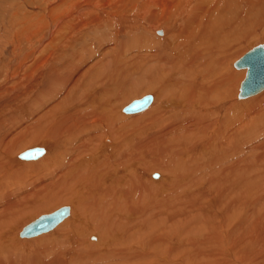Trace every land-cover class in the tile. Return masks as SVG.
Segmentation results:
<instances>
[{
	"label": "bare ground",
	"instance_id": "obj_1",
	"mask_svg": "<svg viewBox=\"0 0 264 264\" xmlns=\"http://www.w3.org/2000/svg\"><path fill=\"white\" fill-rule=\"evenodd\" d=\"M43 7L5 14L7 33L20 26L0 45V181L8 168L17 191L0 184V264H264V89L241 96L242 60L264 49V0ZM148 92L147 108L124 112ZM48 137L56 143L22 152ZM33 150L47 155L37 174L26 165L39 158H20ZM150 165L166 173L158 189ZM63 198L67 218L21 236V220ZM45 233L56 239L32 252Z\"/></svg>",
	"mask_w": 264,
	"mask_h": 264
},
{
	"label": "rangeland",
	"instance_id": "obj_2",
	"mask_svg": "<svg viewBox=\"0 0 264 264\" xmlns=\"http://www.w3.org/2000/svg\"><path fill=\"white\" fill-rule=\"evenodd\" d=\"M26 1V2H25ZM30 1V2H29ZM29 1H27V0H0V35H3V37H1L0 39V45L1 44H6V43H8V40L6 39V37L5 36H7V35H9V32L11 31L12 32V35H13V33L14 34H17L18 32V30L19 29H16V27H18V26H20V25H18V23L19 22H17V25H16V23L15 22H12V23H14L13 25L14 26H12V27H14L15 29H14V31L13 30H11L10 29V31L7 33V31H8V26L10 25V23L8 22V20L6 19L7 18V16H5V14H6V10H7V13L10 15V18H12V15H13V13H18L19 12V15H20V13H21V15L20 16H25V15H31V13H33L32 12V10L29 8V6L30 7H39V8H42L43 6L45 7V0H29ZM44 4V5H43ZM29 5V6H28ZM43 7V8H44ZM29 8V9H28ZM35 13V12H34ZM36 14V13H35ZM38 15H40V14H38ZM11 21V20H10ZM11 27V26H10ZM11 32H10V35H11ZM5 34V35H4ZM7 38H10L9 36L7 37ZM5 39H6V41L7 42H5ZM5 42V43H4ZM51 43H53V41L51 42ZM247 45H249V46H251L252 48H250L249 49V51L250 50H252L253 48H256V47H258V44L257 43H255V42H251V43H248V44H242L241 46H242V49H243V52H241L238 56V58L234 61V64H235V62L236 61H238V60H240L243 56H245L249 51H247ZM262 45H264V44H260V46H262ZM81 45H76V48H79ZM23 52V51H22ZM21 53V52H20ZM164 54H166V52L164 53ZM234 64H233V66H234ZM233 69H234V67H233ZM234 70H236V69H234ZM243 71H246V70H241V71H238L237 70V72H243ZM245 76L246 75H244L243 76V78H242V80L240 81V83H239V89H240V85H241V83L245 80ZM42 84V83H41ZM40 89H41V87L38 89V91H40ZM239 89H238V94H239ZM264 92H262L261 94H263ZM151 93H145V94H142V95H140V96H138V97H136V98H133L132 100H130L129 101V103L127 104V105H129L130 103H132L133 101H135V100H138V99H141V98H143L144 96H147V95H150ZM238 94H237V96H238ZM260 93L258 94V95H256V96H253V97H251V98H249V99H252V98H255V97H258L259 95H261ZM10 97H11V95H10ZM32 100H33V96L28 100V101H25L26 102V105L28 106V105H31V102H32ZM246 100V99H245ZM243 101V100H242ZM125 107H127L126 106V104L124 103V108ZM11 114V112L9 113V114H4V115H2V117H6V116H8V115H10ZM0 116H1V114H0ZM216 119H218V118H216ZM44 140H48L49 142H52L53 144H55L56 143V141H54V140H52V139H50L49 137L48 138H39L37 141H34V142H32V143H30V145H27V147L25 146V148H23L22 149V152L23 151H26V150H29V149H33V148H35L36 146L37 147H41V145L42 146H46V144H45V142H44ZM41 148H46V147H41ZM51 149H56V148H54V147H51L49 150H50V155L53 153L52 151H51ZM49 155V156H50ZM47 155H45L43 158H39V159H37V161H32V162H30V163H33V165L32 166H27L26 165V169H28L29 171H32V170H34L35 169V173L34 174H37V173H39L41 170H42V164H43V162L45 161L44 160V158L46 157ZM48 156V157H49ZM45 159H47V157L45 158ZM5 164L7 165V166H10V165H12L11 163H7L6 161H5ZM5 165V166H6ZM19 168H22V169H24V170H22L21 172H23V171H25V168L24 167H19ZM155 166H152V165H150L149 166V168H148V170H147V172H148V174H149V176H150V178H149V181L150 182H152V183H154L153 184V187L154 188H159L160 187V185H161V182H160V180H161V173H162V176L165 178V176H166V173L163 171V170H158V171H156L155 169ZM161 172V173H160ZM12 172L11 171H9V169L7 168L6 170H5V172H4V174L6 175V179H3L2 181H0V184H2V185H4L5 187H7V189L8 190H10V192L11 193H14V192H16L17 191V185H14V184H12L13 186H10L9 185V181H12L13 179L11 178V174ZM155 176H157L156 178H155ZM158 176H159V178H158ZM251 177H253L252 176V174L250 175ZM207 188V187H206ZM156 189V190H157ZM152 193H153V190L151 191ZM6 194V193H5ZM147 195V194H146ZM173 195V193L172 192H164L163 193V197H165V196H172ZM70 200L71 199H68V198H63V199H61V200H59V199H56V200H54V201H51V204H50V206H45V207H43V208H41V210L40 211H37V210H35V211H33V212H31L30 213V215H29V217L27 216V218H25V219H23V220H21L22 221V224L20 225V227L22 228V230L26 227V226H28L29 224H31L33 221H35L36 219H38V218H40L41 216H44V215H48V214H51V213H53V212H55L56 210H58V209H60V208H62V207H65V206H72V203L70 202ZM206 202L208 203L209 202V200H206ZM254 206L253 205H250V208H249V211H250V213L252 212V208H253ZM262 209H264V205H262ZM205 216H212V215H216V211L214 210V208H212V209H209V210H207L206 211V214H204ZM196 217H199V216H196ZM69 220V219H68ZM134 221H132V224H136V223H138L139 222V224H143V219L142 218H140V219H133ZM63 223H65V224H63ZM62 224H63V226L61 227V228H67V227H70V223L69 222H63ZM161 225L164 227V223H161ZM169 225V231L170 230H172L173 229V226L171 225V224H168ZM157 226V225H156ZM155 226V227H156ZM155 227H153V228H155ZM21 228H19V230H18V237L20 238V233L22 232V230H21ZM93 228L95 229V230H91V232H93L94 233V235H95V238H102L101 237V234H100V232H98V226L96 225V226H94L93 225ZM137 230H140L141 231V233L142 234H144V233H146V231H147V229H145V228H142V227H137ZM50 233V232H49ZM14 235H15V233L14 234H12V235H10L9 236V238L12 240L13 239V237H14ZM43 235V234H42ZM48 235H50V234H48V233H45V235H43V236H38V237H36V238H33L34 239V241H35V243L32 241V243H33V245L32 246H34V250H32V252H34V251H36L38 248H39V246H41V245H43V243H46L45 241L46 240H54V239H56V234H54V236L52 237V238H50ZM16 236V235H15ZM20 239H22V240H25L26 238H20ZM87 239L89 240V238L87 237ZM27 240V239H26ZM122 240H124L125 241V237H122V238H118V239H116L115 241H117V242H121ZM31 241H29L28 240V243H26L25 245H22V247H27V249H28V247H32L29 243H30ZM8 243V241L6 242V244ZM8 247V246H7ZM30 251V250H29ZM31 252V251H30ZM11 254H15V255H18L19 256V258L20 257H22V253H20L19 251H13V250H11ZM104 257L106 256V255H108V253H103L102 254ZM52 256V255H51ZM103 261H104V259L102 260V263H103ZM6 264H10L9 262H5ZM86 263L87 264H99L96 260H95V258L91 255V259L90 260H88V261H86ZM14 264H18V262L17 261H14ZM68 264H71V263H68ZM75 264H77L76 262H75ZM178 264H181V263H178Z\"/></svg>",
	"mask_w": 264,
	"mask_h": 264
},
{
	"label": "water",
	"instance_id": "obj_3",
	"mask_svg": "<svg viewBox=\"0 0 264 264\" xmlns=\"http://www.w3.org/2000/svg\"><path fill=\"white\" fill-rule=\"evenodd\" d=\"M242 65L249 67V72L241 88V96H249L260 92L264 89V49L250 52L245 58ZM261 78V79H260ZM152 101V97L148 96L140 101L134 102L130 106L124 108V112L132 114L147 108ZM43 154L41 150H33L29 153L22 154L21 159H36ZM69 216L68 207L60 208L51 215H45L38 218L35 222L25 227L21 236L31 237L38 233H43L58 225Z\"/></svg>",
	"mask_w": 264,
	"mask_h": 264
}]
</instances>
